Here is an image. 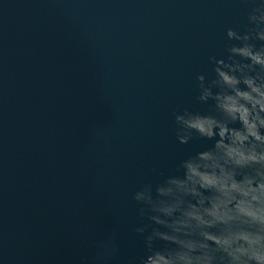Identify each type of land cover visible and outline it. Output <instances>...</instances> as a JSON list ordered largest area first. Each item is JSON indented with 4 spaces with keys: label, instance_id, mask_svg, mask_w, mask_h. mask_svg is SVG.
Returning a JSON list of instances; mask_svg holds the SVG:
<instances>
[{
    "label": "water",
    "instance_id": "obj_1",
    "mask_svg": "<svg viewBox=\"0 0 264 264\" xmlns=\"http://www.w3.org/2000/svg\"><path fill=\"white\" fill-rule=\"evenodd\" d=\"M251 0H0V264H128L143 252L132 194L212 141L198 75L226 59ZM231 43H238L231 41ZM259 44V42H256Z\"/></svg>",
    "mask_w": 264,
    "mask_h": 264
},
{
    "label": "clouds",
    "instance_id": "obj_2",
    "mask_svg": "<svg viewBox=\"0 0 264 264\" xmlns=\"http://www.w3.org/2000/svg\"><path fill=\"white\" fill-rule=\"evenodd\" d=\"M251 3L249 26L226 30V59L209 58L214 77H196L209 111L172 113L179 144L212 146L132 194L143 252L128 264H264V0Z\"/></svg>",
    "mask_w": 264,
    "mask_h": 264
}]
</instances>
